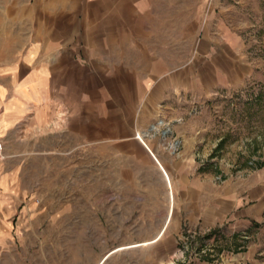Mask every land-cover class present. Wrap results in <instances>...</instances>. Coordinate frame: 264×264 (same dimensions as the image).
I'll return each mask as SVG.
<instances>
[{"label": "rangeland", "instance_id": "374dc122", "mask_svg": "<svg viewBox=\"0 0 264 264\" xmlns=\"http://www.w3.org/2000/svg\"><path fill=\"white\" fill-rule=\"evenodd\" d=\"M202 1L208 37L231 34L233 56L245 68L240 80L228 86L225 74L195 101L187 92L192 103L177 115L156 114L141 130L130 128L137 92L98 90L101 140L91 132L90 157L75 160V173L66 161L43 162L6 226L0 220V264H248L241 251L257 224L234 237L187 230L174 197L181 174L214 184L249 174L264 181V0ZM48 7L57 0H0V71L26 57L37 32L43 38L35 25ZM158 28L165 44L180 41L181 64L188 62L203 24L167 23L162 34ZM96 32L122 34L116 26ZM172 161L185 166L170 168Z\"/></svg>", "mask_w": 264, "mask_h": 264}, {"label": "crops", "instance_id": "0c3cea01", "mask_svg": "<svg viewBox=\"0 0 264 264\" xmlns=\"http://www.w3.org/2000/svg\"><path fill=\"white\" fill-rule=\"evenodd\" d=\"M57 4V8L42 9L43 18L35 25L42 27L43 38L37 32L26 57L10 61L0 71V150L4 155L0 220L5 226L9 212L27 195L29 180L42 174L43 162L66 161L72 174L76 159L90 157L91 132L101 140L98 90L137 92L130 128L141 130L156 114L177 115L186 103L214 92L223 75L230 76L229 86L245 72L244 64L233 56L230 33L224 32L222 40L208 37L204 23L209 17L204 16L202 0H57ZM182 22L203 24L190 51L185 43L186 54L192 57L183 64L180 41L172 40L171 33L172 41L165 44L163 35L153 32L158 26L162 34L163 24ZM112 26L122 34L96 32L94 36V29ZM132 28L138 31L134 35ZM187 92L193 101L185 98ZM184 166L172 161L169 167ZM175 184L174 197L187 230H217L234 237L257 224L241 254L248 264H259L256 257L263 260L262 178L249 174L214 184L211 177L181 174Z\"/></svg>", "mask_w": 264, "mask_h": 264}, {"label": "built area", "instance_id": "2783aa9c", "mask_svg": "<svg viewBox=\"0 0 264 264\" xmlns=\"http://www.w3.org/2000/svg\"><path fill=\"white\" fill-rule=\"evenodd\" d=\"M174 151H170V153H173ZM4 159V155L2 153V150H0V162H2Z\"/></svg>", "mask_w": 264, "mask_h": 264}]
</instances>
